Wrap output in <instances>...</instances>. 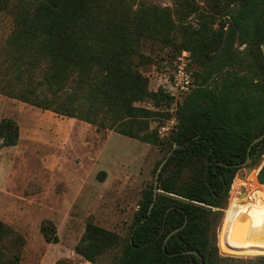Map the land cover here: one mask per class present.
Returning <instances> with one entry per match:
<instances>
[{
    "label": "trees",
    "instance_id": "obj_1",
    "mask_svg": "<svg viewBox=\"0 0 264 264\" xmlns=\"http://www.w3.org/2000/svg\"><path fill=\"white\" fill-rule=\"evenodd\" d=\"M6 11L14 25L5 49L10 76L0 79V93L159 146L165 155L174 149L154 206L155 177L129 233L91 216L76 253L93 264L111 251V264H264L261 244L220 238L224 252L254 258L223 254L216 220L252 141L264 133V0H180L174 7L149 0H0V13ZM148 42L173 48L162 66L191 51L198 82L178 103L177 128L165 138L151 119L174 96L162 85L151 88L145 69L157 64ZM20 136L15 118L0 121V149L19 144ZM251 156L248 166L259 165L264 139ZM40 230L47 242H59L54 220L43 219ZM27 243L0 218V264H22Z\"/></svg>",
    "mask_w": 264,
    "mask_h": 264
},
{
    "label": "rangeland",
    "instance_id": "obj_2",
    "mask_svg": "<svg viewBox=\"0 0 264 264\" xmlns=\"http://www.w3.org/2000/svg\"><path fill=\"white\" fill-rule=\"evenodd\" d=\"M179 1L149 0L172 7ZM13 25L12 13H0V79L10 76L6 74L5 49ZM236 47L245 48L239 44ZM145 50L156 60V67L145 69V74L151 76V87L155 89L163 84L164 64H160V58L173 54L174 50L151 42L146 44ZM186 95L175 96L170 107L161 109V115L151 119V128L158 129L161 138L177 128L176 125L168 131L163 127H172L171 120L178 115L175 109ZM24 112L29 114L28 120H37L40 127L36 134H28L17 146L0 149V218L27 237L22 264H55L60 258H68L73 264H93L75 252L88 218L93 216L100 225L127 235L143 191L152 183L160 163L170 152L165 155V150L159 146L109 129H98L85 121L0 93V121L5 117L25 118ZM263 162L264 156L259 165L244 166L238 171L227 205L216 219L218 246L225 255L254 258L224 252L219 239H224L226 231L224 242L264 245L247 241L253 224L264 219L260 215L261 208L256 210L254 219L252 213L245 212L246 218L239 204H235L236 191H242L241 199L258 192L264 194V185L260 183L253 188L242 186L258 174ZM247 189L249 193L246 194ZM45 218H51L58 226L60 240L56 244L47 242L41 233L40 225ZM113 257L114 251H111L101 261L111 264Z\"/></svg>",
    "mask_w": 264,
    "mask_h": 264
},
{
    "label": "built area",
    "instance_id": "obj_3",
    "mask_svg": "<svg viewBox=\"0 0 264 264\" xmlns=\"http://www.w3.org/2000/svg\"><path fill=\"white\" fill-rule=\"evenodd\" d=\"M163 84L162 86L167 89V91L172 96H179L183 94H189L192 92L196 87V79L193 73V58L191 51L184 49L181 53L177 56L174 63H170L168 60L164 62L163 67V74L162 78ZM177 106V104L175 103ZM178 111V108L175 109ZM174 112V109L171 110ZM178 124V118H172L171 125L172 127H163L165 130L170 131L171 128L174 129L175 126ZM162 133V131H160ZM249 183H244L242 186H248L249 188H253L258 181V174L256 173L255 176H252L249 180ZM249 193L248 189L246 194ZM236 200L241 199L242 191H236ZM248 197H251L249 194Z\"/></svg>",
    "mask_w": 264,
    "mask_h": 264
},
{
    "label": "bare ground",
    "instance_id": "obj_4",
    "mask_svg": "<svg viewBox=\"0 0 264 264\" xmlns=\"http://www.w3.org/2000/svg\"><path fill=\"white\" fill-rule=\"evenodd\" d=\"M264 185V184H262ZM236 206L237 204H239L240 206V211L243 212V216H245V212L247 214L252 213V218L254 219V217L256 216V210L258 208L260 209V215H263L264 217V194L263 193H256L254 196L251 197H245L240 199H237L236 201ZM247 218V216H245ZM262 222L253 224V226L251 227L250 231L248 232V240H254L257 243H264V219H261ZM228 228V224L226 225ZM227 228V230H228ZM227 236V231L225 233V237H224V241L226 239ZM235 235L232 236V238L235 240ZM232 239V240H233ZM243 242V240H242Z\"/></svg>",
    "mask_w": 264,
    "mask_h": 264
},
{
    "label": "water",
    "instance_id": "obj_5",
    "mask_svg": "<svg viewBox=\"0 0 264 264\" xmlns=\"http://www.w3.org/2000/svg\"><path fill=\"white\" fill-rule=\"evenodd\" d=\"M263 51H264V45H263ZM262 139H264V133L262 135H260L259 137L255 138L250 147H249V150H248V156H247V159L246 161L243 163V166H248L251 164L252 162V156H251V150L253 148V146L255 144H257L258 142H260ZM173 150L170 151L169 155L161 162V164L159 165V168H158V171L156 173V176H155V190H154V201L151 205V208L154 206V203L157 199V196H158V192L160 191L159 190V176H160V173L162 171V169L164 168V166L166 165V163L168 162L170 156L173 154ZM258 181L260 184H264V162L262 164V166L260 167L259 169V172H258ZM186 224V223H185ZM182 227H179L177 229H175L174 231H172L166 238V241L167 242L169 240V238H171L176 232H178L179 230H181ZM239 239V238H238ZM195 254H198V252H194Z\"/></svg>",
    "mask_w": 264,
    "mask_h": 264
},
{
    "label": "crops",
    "instance_id": "obj_6",
    "mask_svg": "<svg viewBox=\"0 0 264 264\" xmlns=\"http://www.w3.org/2000/svg\"><path fill=\"white\" fill-rule=\"evenodd\" d=\"M152 82V81H151ZM152 84V83H151ZM152 88V87H151ZM158 88H159V86H158ZM158 88H155V89H153V90H157ZM25 103V102H24ZM27 104V103H26ZM23 115V114H22ZM24 117L25 118H19V119H16L17 120V122H18V124H19V126H20V134H21V136H20V141H22V140H25L26 139V137L28 136V134H30V135H34V134H36L37 133V130L39 129V127H40V123L39 122H37V120H35V121H31V120H28V117H30L29 116V114L27 113V112H24ZM57 127H58V124H55ZM59 129V128H58ZM65 134V133H64ZM18 145V144H17ZM17 145H14V146H17ZM6 147H13V146H6ZM5 147V148H6ZM51 219V218H50Z\"/></svg>",
    "mask_w": 264,
    "mask_h": 264
}]
</instances>
